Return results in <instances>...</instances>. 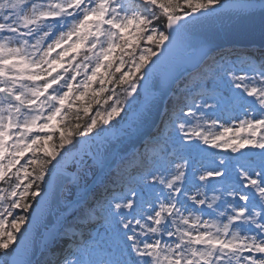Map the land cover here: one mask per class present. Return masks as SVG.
<instances>
[{"label":"snow or ice","instance_id":"snow-or-ice-1","mask_svg":"<svg viewBox=\"0 0 264 264\" xmlns=\"http://www.w3.org/2000/svg\"><path fill=\"white\" fill-rule=\"evenodd\" d=\"M257 17L264 27V0H0V264H39L62 230L84 225L102 229L93 245L43 264H264V59L214 56L205 33ZM176 52L191 79L150 157L103 194L87 172L66 194L63 152L81 143V163L103 171L92 134L104 142L153 76L149 62Z\"/></svg>","mask_w":264,"mask_h":264},{"label":"water","instance_id":"water-1","mask_svg":"<svg viewBox=\"0 0 264 264\" xmlns=\"http://www.w3.org/2000/svg\"><path fill=\"white\" fill-rule=\"evenodd\" d=\"M205 33L210 38L212 54L231 47L264 48V27H262L258 17L225 21L223 24H217L213 28L205 29ZM156 59V57H153V61ZM146 67L153 68L155 71L150 79L142 82L140 91L144 96V101L136 108L133 114L127 117L125 130L116 136H113L110 132L104 142H97L93 138L91 149L94 154L105 159L106 166L103 171L97 166V172L88 184L92 189L103 185L121 160L129 158L137 149L143 147L145 141L154 134L161 120L165 105L176 85L181 79L189 75L187 72H184V67H187V63L183 60L182 54L179 52L167 58L161 57L158 64L150 62ZM181 73L183 74L181 75ZM145 83L149 85L148 92L145 91L143 86ZM147 106H151L149 119L146 123L137 125L134 122V116L139 111H143ZM62 173L65 188L72 180L66 173ZM44 223L48 227L55 225L59 228L55 215L47 216ZM36 228L38 233L36 239L39 242L45 235L44 228L42 223H38ZM39 255V252H37L36 260Z\"/></svg>","mask_w":264,"mask_h":264},{"label":"rangeland","instance_id":"rangeland-1","mask_svg":"<svg viewBox=\"0 0 264 264\" xmlns=\"http://www.w3.org/2000/svg\"><path fill=\"white\" fill-rule=\"evenodd\" d=\"M71 54L72 53L70 52L69 56H71ZM217 54L228 55L232 60H236L240 56L247 55V56H250V57H254L257 61H259L261 59H264V48L263 49L256 48V50H254L253 48H248V49L227 48V49L219 51ZM64 66L65 67L67 66V61L65 62ZM101 71H103V70H101ZM79 78H81V77H78V79ZM190 79L187 80V83H189ZM187 83H185V84H187ZM183 89L184 88H182V90ZM138 91H139V89H138ZM139 95H140L139 98H138V96H136V102H135L134 106L132 108H126V111L128 112V114H132L133 111L136 108L135 106H137V105H139L141 103V100L143 98H142L141 94H139ZM169 107H171V105ZM164 112H166V110ZM208 115L212 116L213 118H217L218 117L220 119L221 123H235V121L233 120V116L239 115V113H213V112H209ZM163 117L165 118V120L167 119L165 114H164ZM125 119H126V116L124 117L123 120H118L117 117H116L111 122V125L113 123H117V121H119V125L120 124H124ZM160 122H161V120H160ZM160 122H159V125H158L159 129L162 127V124H161L162 122L161 123ZM53 123H55V121ZM112 127H113V125H112ZM112 127H111L110 132L113 134V136H115L118 132L122 131V127H121V129L118 132H114ZM156 135H157V131H156V134L154 136H156ZM151 138H150L149 144L154 145L151 142ZM80 148H79V150H80ZM83 151L84 152H88L89 151L88 147H84ZM227 153L229 155H234L230 151H225V150H222V149L205 148V154L208 155V156H211L212 154H215L217 156H226ZM136 154H137L136 164H138V161H143L144 159H147L148 157H150V155L148 154L147 146L138 149ZM81 155H82L81 152L78 151L77 154L71 156L70 159H68L66 161L74 160V161H71V163L75 162L76 165L79 167L77 169L76 176L77 175H81L83 172H87V176L85 177V181H86V183L88 185L89 182L92 180V178L96 174L97 166L94 165L93 160H92V158L90 156H85L84 157V163H81ZM235 155H238V154H235ZM22 162L23 161H21V163ZM120 164H122V165H120V167H118L119 165L117 166L118 168H120V172L118 174V177L120 178V180H126L128 178L129 174H133L134 175L135 174V170L138 168V166L134 167L135 166V161L132 159V157H129V158L125 159V160H122ZM86 165H87V167H85ZM193 179H194V177L192 176V172H191V170H189V180H193ZM113 180H118L119 181V179L112 178V177L109 176L106 179V181H105V183L103 185L97 186L95 189H98L99 192L101 194H103L105 187H108V188L113 187V185L111 183V181H113ZM85 181H82L81 186H83V183ZM196 182L199 183V181H196ZM69 186H68L69 188L65 189L66 194L67 193L75 194V192H76L75 185L73 183H71ZM71 188H73V189H71ZM73 198H74V195H69L68 196V199H70V200L73 199ZM71 211L74 212L75 209H72ZM100 231H102V229L100 228L99 225H96L94 227H89L88 225H84V226L79 227V228H73L71 231L68 232L67 235H64V237L67 240V242L64 243L63 245H61L58 250H55L54 253L59 256L61 261H63L65 258L68 259V260H71V259L74 258V256L71 255L70 253H75L78 248L87 247V246L93 245L94 242L99 239V237L97 236V232H100ZM72 232L76 233L75 238L72 237ZM62 234H63V230H62ZM50 252H52V249H50V247H49L48 251L45 252L43 256L39 255V257L37 259L39 264H43L45 258L49 255ZM86 258H87V256H86Z\"/></svg>","mask_w":264,"mask_h":264},{"label":"trees","instance_id":"trees-1","mask_svg":"<svg viewBox=\"0 0 264 264\" xmlns=\"http://www.w3.org/2000/svg\"><path fill=\"white\" fill-rule=\"evenodd\" d=\"M124 70H126V68L124 69ZM117 75H119V74H117ZM190 79V77L189 78H187V79H185L184 81H182L179 85V89H178V91L177 92H182L183 90H182V88H184V85H185V83H187V80H189ZM95 87H99V85L98 84H96V85H94ZM109 87H111V85H109ZM182 90V91H181ZM177 92L172 96V98L170 99V101H169V103H168V106H167V108L172 104V102L174 101V99H175V97H176V94H177ZM140 94V93H139ZM140 96V95H139ZM139 96H138V98H139ZM137 98V99H138ZM170 108V107H169ZM168 108V109H169ZM94 111H95V109H94ZM122 115H123V113H122ZM117 119L118 120H121L119 117H117ZM113 125V127H114V129L115 130H118L120 127H121V124L119 125V123H113L112 124ZM94 134L95 133H93L92 134V136H94ZM84 138H80V140L82 141ZM79 144L80 143H76V145H75V147L73 148V147H71V146H69V150L68 151H64L63 152V155H64V157H65V159H68L70 156H72L73 154H75V153H77L78 152V150H79ZM148 146V151H149V153H150V155H151V150L155 147V145H152L151 146V144H148L147 145ZM58 159H59V157H58ZM62 162H63V160L61 161V164H62ZM53 163H55V161L53 162ZM116 173H118V171H114V173L112 174V176H116ZM115 178H118V177H115ZM63 241V238H60L59 239V241L56 243V241H55V245L54 246H58V245H60V243ZM57 248V247H56Z\"/></svg>","mask_w":264,"mask_h":264},{"label":"bare ground","instance_id":"bare-ground-1","mask_svg":"<svg viewBox=\"0 0 264 264\" xmlns=\"http://www.w3.org/2000/svg\"><path fill=\"white\" fill-rule=\"evenodd\" d=\"M71 161H74V160L66 161L63 165H61V170H62V172L66 173L71 178V180H73V177L76 176V172H77V169L79 167L76 165L75 162L71 163ZM67 188H69V187H67ZM71 189H73V188H71ZM64 243H66L65 240H63L60 243V246L63 245Z\"/></svg>","mask_w":264,"mask_h":264}]
</instances>
